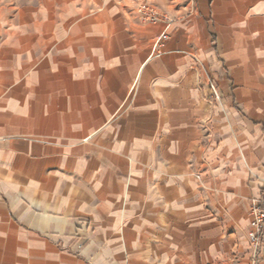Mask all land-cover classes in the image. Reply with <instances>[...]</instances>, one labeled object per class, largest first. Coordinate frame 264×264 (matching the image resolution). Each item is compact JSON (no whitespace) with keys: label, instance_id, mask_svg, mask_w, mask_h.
Returning a JSON list of instances; mask_svg holds the SVG:
<instances>
[{"label":"crops","instance_id":"obj_1","mask_svg":"<svg viewBox=\"0 0 264 264\" xmlns=\"http://www.w3.org/2000/svg\"><path fill=\"white\" fill-rule=\"evenodd\" d=\"M142 1L0 0V264H252L264 0Z\"/></svg>","mask_w":264,"mask_h":264},{"label":"built area","instance_id":"obj_2","mask_svg":"<svg viewBox=\"0 0 264 264\" xmlns=\"http://www.w3.org/2000/svg\"><path fill=\"white\" fill-rule=\"evenodd\" d=\"M137 12L140 14L142 22L144 24H155L159 25L161 23L169 25L172 21L164 14L159 12L156 8H154L147 0H143L137 6ZM169 35L164 32L161 34L158 43L160 45L164 44V42L169 40ZM196 63H200V61L195 58ZM210 86V90L213 98L221 102L220 93L218 90V86L212 81L208 84ZM91 138H86L83 142L89 143ZM251 206V224L248 230V244L250 248V259L252 264H261L262 259H260V251L261 245L264 240V196L259 199L253 200Z\"/></svg>","mask_w":264,"mask_h":264}]
</instances>
